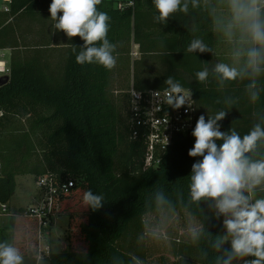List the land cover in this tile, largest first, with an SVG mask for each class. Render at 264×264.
Returning a JSON list of instances; mask_svg holds the SVG:
<instances>
[{
    "label": "trees",
    "instance_id": "16d2710c",
    "mask_svg": "<svg viewBox=\"0 0 264 264\" xmlns=\"http://www.w3.org/2000/svg\"><path fill=\"white\" fill-rule=\"evenodd\" d=\"M51 2L12 0L9 12H0V50L21 46L16 22L21 15L51 18ZM185 2L187 12L178 10L166 23H159L154 20L159 14L153 0H130L120 6L101 0L97 10L111 18L107 39L117 44V64L111 70L99 63H76L84 41L79 36L69 39L55 29L52 18L29 58L19 62L9 52V81L0 86V200L9 202L18 174H32L35 181L47 175L59 186L73 181L55 198L68 214L67 248L49 250L43 257L48 264H222L227 258L231 245L220 243L223 227L216 201L207 197L193 201L190 195L192 165L202 159L188 155L195 143L191 133L200 115L207 120L221 111L226 113L218 121L223 132L235 130L243 137L257 124L264 128V63L259 74L246 64L248 49L264 52V46L253 44L244 22L234 19L231 0ZM259 7L264 20V0ZM231 24L235 38L246 43L239 50L241 64L229 66L244 75L221 84L214 68L225 63L220 46L232 36L227 29ZM193 39H200L209 50L187 52ZM132 44L139 57L131 62ZM47 48L56 52L57 71L49 66L53 53L48 56L43 50ZM205 68L207 80L199 82L195 74ZM130 69L127 90L131 85L142 92L164 89L171 76L194 100L192 128L174 135L156 167H144V138L132 137L127 90L116 98L111 92L115 76ZM253 81L255 88L250 89ZM245 155L252 161L264 160V139ZM88 190L104 197L100 208L93 210L83 203ZM78 202L82 212L77 210ZM23 211L12 213L9 224L15 228L19 253L34 255L37 220L21 218ZM159 213L189 216L198 228L189 237L173 240L167 251L157 250L154 259L150 256L156 253L147 249L144 235L147 217ZM74 227L80 245L75 244Z\"/></svg>",
    "mask_w": 264,
    "mask_h": 264
},
{
    "label": "clouds",
    "instance_id": "9594fccd",
    "mask_svg": "<svg viewBox=\"0 0 264 264\" xmlns=\"http://www.w3.org/2000/svg\"><path fill=\"white\" fill-rule=\"evenodd\" d=\"M261 0H231L234 19L243 21L253 44L264 46V20L261 19ZM101 0H52L49 6L51 18L56 21L55 29L62 30L66 36H79L84 44L75 55L76 63H99L108 70L117 64L114 55L117 44L107 39L110 17L106 12L98 11L96 6ZM195 3V0H194ZM158 16L154 20L166 23L171 14L179 11L187 12V3L182 0H153ZM58 13L62 15L58 16ZM101 42L97 45L96 42ZM208 47L200 40L193 39L186 51L189 53L206 52ZM76 53L77 47L72 48ZM264 63V52L256 47L247 51L246 64L252 67L255 74L261 71ZM220 77V83L242 78L244 72L225 63H218L214 68ZM196 79L205 82L208 77L207 68L196 72ZM163 89L165 102L173 109H179L186 103L187 93L182 85L169 76ZM255 88V81L248 86ZM159 95L160 92H155ZM251 99H257V93L251 94ZM221 111L214 118L206 120L200 115L192 131L195 137L194 146L189 150L190 157H202L192 165L190 195L193 201L211 198L216 201L220 214L226 218L223 221L228 236L231 237V250L222 264H231L236 257H254L245 264H264V199L250 203L249 193L264 182V160L252 161L246 153L264 139V128L259 124L241 137L235 130L223 132L218 121L225 118ZM223 143L218 145L217 141ZM104 197L96 195L91 190L84 192L83 203L93 210L102 206ZM225 236L220 243L228 239ZM219 248V244H217ZM22 256L18 249L8 243H0V264H22Z\"/></svg>",
    "mask_w": 264,
    "mask_h": 264
},
{
    "label": "rangeland",
    "instance_id": "374dc122",
    "mask_svg": "<svg viewBox=\"0 0 264 264\" xmlns=\"http://www.w3.org/2000/svg\"><path fill=\"white\" fill-rule=\"evenodd\" d=\"M130 0H113V4L115 6L120 5H127ZM23 19V20H22ZM17 30L18 35L20 36V43L21 46L15 50H11L9 52L15 53L17 61L21 62L25 58H29L31 54L33 53V45L38 44L41 39H44L46 33L48 32L49 25L51 23V18H45L42 16H33V18L28 17L26 15H21L17 19ZM46 26V27H45ZM19 27L24 29L25 31L20 32ZM48 27V28H47ZM229 32V31H228ZM21 33V34H20ZM240 43H234V41H231L230 43H222L220 46V54L224 55L223 59L225 64L228 65H239L241 64V60L239 59V50L241 49ZM48 50L46 53H48V56H50L52 51H50L49 48L43 49ZM134 50H137V46H134ZM133 44L131 45L130 49V60L136 59L139 57V54L133 55ZM4 54V58L8 60L9 53L7 51H2ZM12 53V54H13ZM56 52H54L51 57L49 58V66L50 68H54L55 71L58 69V63L59 59L57 58V55H54ZM124 74L117 75L114 78L113 84L111 86V92L113 96L116 98L117 94L121 90H124V92L127 90L126 88L131 83L132 75H131V69L130 72L126 71L123 72ZM15 189L13 194L11 195L8 205L9 210L11 213H13L15 210L18 211L19 208H25L28 207V204L35 198V200H40L41 192H39L38 189L35 187V177L32 174H18L15 176ZM244 194H247V196H250V203H254L257 199H264V182H262L260 185L256 186L251 193H249L247 190L244 191ZM35 202V201H34ZM33 202V204H34ZM79 205L78 211L82 212L83 207L81 206V203H76ZM62 203L59 201L55 202V205L53 207L54 209V215L56 216L51 223L50 217V223H51V230H50V236L48 235V227H45L42 229V237H41V248L47 250V247L51 248L52 251H60L62 250L63 246L67 248V240L65 233L68 231V214L61 211ZM221 216V223L223 227V237L228 236L227 230L224 227L223 221L226 218L223 214H220ZM30 217L28 215L23 214V217ZM79 220H81V216L78 217ZM37 220V219H36ZM38 222V221H37ZM146 227H145V241L147 242V249H153V253H156V251H160V253H163V250H166L170 248L171 242L174 240L183 239L185 237H189L192 235L196 229L198 228L197 222L190 218L189 216H183L180 214L168 216L165 213H159L156 215H149L146 220ZM38 230V226H37ZM71 232L73 235H77L75 239V244L80 245L81 239L79 237V233L76 227L71 229ZM231 237L228 236V239L223 242L224 245L230 246L231 243ZM0 243H8L12 245L13 247H19L18 241L16 238V231L13 226L9 224V218L7 216L0 217ZM37 243H38V234H37ZM49 248V249H50ZM167 251V250H166ZM159 253V252H158ZM156 253L155 255L151 254V258L153 256L154 259L158 256ZM44 255H47V253H44ZM22 264H48L47 260L40 259L36 263V256L35 255H22ZM248 257H237L235 258L231 264H245Z\"/></svg>",
    "mask_w": 264,
    "mask_h": 264
},
{
    "label": "built area",
    "instance_id": "2783aa9c",
    "mask_svg": "<svg viewBox=\"0 0 264 264\" xmlns=\"http://www.w3.org/2000/svg\"><path fill=\"white\" fill-rule=\"evenodd\" d=\"M12 0H0V12H9ZM133 45V50H134ZM133 55L138 51L134 50ZM9 74L8 60L0 51V76ZM160 94L156 95L155 92ZM128 120L132 125V137L144 138V167H156L161 160L162 153L171 144L175 134L192 128L195 105L190 91L187 93L186 103L179 109H173L164 99L163 89H151L146 92L136 90L132 85L128 88ZM73 186L69 180L60 186L52 177L44 175L35 181L36 189L41 192L40 200H33L23 211V214L37 219L38 250L37 258H41L44 249L41 248L42 229L49 227L50 217L54 215L55 198L61 192ZM35 201V202H34ZM34 202V204H33ZM7 202L0 200V217L11 216ZM35 254V255H36Z\"/></svg>",
    "mask_w": 264,
    "mask_h": 264
},
{
    "label": "crops",
    "instance_id": "0c3cea01",
    "mask_svg": "<svg viewBox=\"0 0 264 264\" xmlns=\"http://www.w3.org/2000/svg\"><path fill=\"white\" fill-rule=\"evenodd\" d=\"M228 28V31H229V35H231L232 34V36L230 37V38H228V40H226L224 43L226 44V43H230L231 41H234V43L236 42V43H240V45H242V44H245L246 43V40H242V39H236L235 38V35H234V27H235V24H231V25H228L227 26ZM2 51H7L8 53H9V50H7V49H5V50H2ZM3 53V52H2ZM222 56H224V55H222ZM239 56L240 57H242V53H240V51H239ZM35 199V198H34ZM33 199V200H34ZM32 200V201H33ZM31 201V202H32ZM30 202V203H31ZM29 205V204H28ZM26 208V207H25ZM25 208H19V209H25ZM18 209V210H19ZM15 212H17L16 210L13 212V213H15ZM8 218L10 217V216H7ZM56 216H53L52 218H51V223H52V221L53 220H55L54 218H55ZM51 223H50V225H49V227L47 228V230H48V235L50 236V230H51ZM50 247H49V245H48V247H47V250H45L44 249V253H48L49 252V250H51V248L49 249ZM66 249V246L64 247L63 246V248H62V250H65ZM57 251V250H56ZM44 253H43V255H42V257L41 258H37V256H36V263L40 260V259H44L43 257H44Z\"/></svg>",
    "mask_w": 264,
    "mask_h": 264
},
{
    "label": "water",
    "instance_id": "95a60500",
    "mask_svg": "<svg viewBox=\"0 0 264 264\" xmlns=\"http://www.w3.org/2000/svg\"><path fill=\"white\" fill-rule=\"evenodd\" d=\"M8 81H9V76L8 75L0 76V86L6 84Z\"/></svg>",
    "mask_w": 264,
    "mask_h": 264
}]
</instances>
